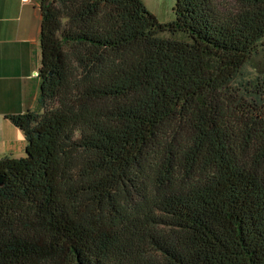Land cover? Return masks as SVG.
<instances>
[{"label":"trees","instance_id":"1","mask_svg":"<svg viewBox=\"0 0 264 264\" xmlns=\"http://www.w3.org/2000/svg\"><path fill=\"white\" fill-rule=\"evenodd\" d=\"M38 1L0 264H264V0Z\"/></svg>","mask_w":264,"mask_h":264},{"label":"crops","instance_id":"2","mask_svg":"<svg viewBox=\"0 0 264 264\" xmlns=\"http://www.w3.org/2000/svg\"><path fill=\"white\" fill-rule=\"evenodd\" d=\"M41 14L38 0H0V154L25 150L22 131L8 114L35 105L40 65Z\"/></svg>","mask_w":264,"mask_h":264},{"label":"rangeland","instance_id":"3","mask_svg":"<svg viewBox=\"0 0 264 264\" xmlns=\"http://www.w3.org/2000/svg\"><path fill=\"white\" fill-rule=\"evenodd\" d=\"M142 1L144 2L148 10L156 16L159 22L167 23L174 19V12H173L174 0H142ZM160 35L163 37H174L176 39L185 40V41L191 40V38L187 33L181 31L176 32L175 34H171L169 32H162L160 33ZM263 65H264V40H262V42L257 45L255 52L252 54L249 62L245 67V71L247 73H252L256 68H259ZM37 81L39 88L38 77H37ZM34 107L35 105L33 106V108ZM24 155H25V151H23L22 153H18L14 157H20ZM2 156L4 155L0 154V157Z\"/></svg>","mask_w":264,"mask_h":264},{"label":"water","instance_id":"4","mask_svg":"<svg viewBox=\"0 0 264 264\" xmlns=\"http://www.w3.org/2000/svg\"><path fill=\"white\" fill-rule=\"evenodd\" d=\"M4 177L0 175V185L3 183Z\"/></svg>","mask_w":264,"mask_h":264},{"label":"built area","instance_id":"5","mask_svg":"<svg viewBox=\"0 0 264 264\" xmlns=\"http://www.w3.org/2000/svg\"><path fill=\"white\" fill-rule=\"evenodd\" d=\"M36 75H37V73H36Z\"/></svg>","mask_w":264,"mask_h":264}]
</instances>
